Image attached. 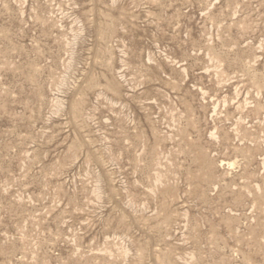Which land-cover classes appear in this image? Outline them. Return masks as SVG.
Here are the masks:
<instances>
[{
	"label": "rangeland",
	"instance_id": "rangeland-1",
	"mask_svg": "<svg viewBox=\"0 0 264 264\" xmlns=\"http://www.w3.org/2000/svg\"><path fill=\"white\" fill-rule=\"evenodd\" d=\"M0 264H264V0H0Z\"/></svg>",
	"mask_w": 264,
	"mask_h": 264
}]
</instances>
